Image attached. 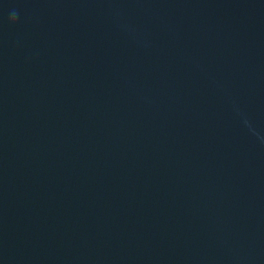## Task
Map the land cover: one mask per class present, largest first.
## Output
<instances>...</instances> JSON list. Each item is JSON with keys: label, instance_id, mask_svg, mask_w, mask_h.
<instances>
[{"label": "water", "instance_id": "water-1", "mask_svg": "<svg viewBox=\"0 0 264 264\" xmlns=\"http://www.w3.org/2000/svg\"><path fill=\"white\" fill-rule=\"evenodd\" d=\"M0 264H264V0H0Z\"/></svg>", "mask_w": 264, "mask_h": 264}, {"label": "clouds", "instance_id": "clouds-1", "mask_svg": "<svg viewBox=\"0 0 264 264\" xmlns=\"http://www.w3.org/2000/svg\"><path fill=\"white\" fill-rule=\"evenodd\" d=\"M13 21H15V14H13V17H12Z\"/></svg>", "mask_w": 264, "mask_h": 264}]
</instances>
